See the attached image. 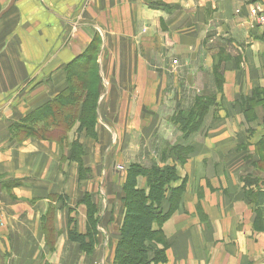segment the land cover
Here are the masks:
<instances>
[{"label":"crops","instance_id":"1","mask_svg":"<svg viewBox=\"0 0 264 264\" xmlns=\"http://www.w3.org/2000/svg\"><path fill=\"white\" fill-rule=\"evenodd\" d=\"M157 1L163 9L142 0H17L0 19V264H112L132 164L175 165L176 186L185 183L162 226L165 264H264V212L255 205L264 191V110L244 115L264 90V28L251 18L264 0ZM9 2L0 0V13ZM92 46L96 139L79 135L78 124L63 145L14 139L10 126L65 90L67 67ZM200 98L214 103L185 136L177 118ZM76 139L82 180L68 160ZM172 147L188 149L187 158L170 157ZM85 195L100 218L90 258L68 236L70 218L86 233Z\"/></svg>","mask_w":264,"mask_h":264},{"label":"trees","instance_id":"2","mask_svg":"<svg viewBox=\"0 0 264 264\" xmlns=\"http://www.w3.org/2000/svg\"><path fill=\"white\" fill-rule=\"evenodd\" d=\"M143 1L150 8H164V5L158 1ZM94 50L95 46L90 47L88 52L67 67L68 87L65 90L46 105L10 126L9 131L14 139L23 141L33 138L40 141H56L63 145L68 142L67 133L76 124H78L79 135L84 133L86 137L96 139L95 128L100 97L98 81L97 88L92 89V84H96L94 79L93 82L87 81L88 79L79 80L77 77L78 70L83 72V76H88L92 74L93 69H96L92 54ZM91 76L94 77L93 74ZM213 103L214 98H200L192 111L177 118L185 136H189L200 128L201 120ZM245 104L244 115L249 120L254 117V110L257 107H262L264 110V90H256ZM78 139L69 145L68 160L79 165L82 180L86 177L88 169L83 166L84 149ZM168 153L183 162L189 152L188 149L172 147ZM140 178L146 180V188L138 187ZM179 180L175 165L164 167L154 165L147 168L132 164L126 169L125 181L122 185L124 219L117 230L112 264H165L167 262V242L162 226L178 209L185 191L184 182L176 186ZM62 199V196L59 197V200ZM255 200V205L260 210L258 215H260L264 212V191H259ZM80 204H84L87 208L86 233H79L75 220L70 218L69 240L79 245L86 255H92L98 244L100 218L97 207L89 195H85ZM53 210L51 208L50 214L44 216L47 229L51 226L49 224ZM48 232L52 234V231Z\"/></svg>","mask_w":264,"mask_h":264},{"label":"rangeland","instance_id":"3","mask_svg":"<svg viewBox=\"0 0 264 264\" xmlns=\"http://www.w3.org/2000/svg\"><path fill=\"white\" fill-rule=\"evenodd\" d=\"M143 1V0H142ZM152 1H157V0H152ZM144 2V1H143ZM157 64V63H156ZM154 65V66H156V67H160L161 66V64L160 63H158V65ZM175 65V64H174ZM95 68V67H94ZM95 69H93V71H92V74L94 75V77L93 76H91L92 74H88V76L86 75V76H83V72H81V70H80V72H79V70H78V72L77 73H79L78 74V79L79 80H83V79H88L87 81H89V80H91V81H93V79H94V81L96 82V84L94 83V84H92V89H95V87L97 88V81H98V77L96 76V72L94 71ZM91 76V77H90ZM93 81V82H94ZM75 82V81H74ZM263 149H259V150H257V152H258V155H259V157L263 160L262 162H264V150L262 151ZM169 156L170 157H172V155H170L169 154ZM123 171V170H122ZM78 173H79V179H80V171H78ZM3 179H2V177H0V181H2ZM81 180V179H80ZM35 202V201H34ZM47 218V217H46ZM74 220V219H73ZM43 221H44V219H43ZM69 224H70V221H69ZM111 234H112V232H111ZM113 234L115 235V237L117 236V231H113ZM68 236H69V231H68ZM166 240V239H165ZM117 241V240H116ZM115 245H116V242H115ZM79 249H80V247H79ZM167 249H168V244H167ZM80 251L82 252V253H84L81 249H80ZM94 251H95V249H94ZM114 251H115V248H114ZM167 252V251H166ZM85 254V253H84ZM94 254V253H93ZM92 254V255H93ZM86 255V254H85ZM92 255H86L87 257H91ZM113 259H114V257H113ZM33 262V260H31L30 261V263L31 264H36V263H32Z\"/></svg>","mask_w":264,"mask_h":264},{"label":"built area","instance_id":"4","mask_svg":"<svg viewBox=\"0 0 264 264\" xmlns=\"http://www.w3.org/2000/svg\"><path fill=\"white\" fill-rule=\"evenodd\" d=\"M251 18L255 25L264 28V6L256 5L251 11ZM118 170L122 171V167H119Z\"/></svg>","mask_w":264,"mask_h":264},{"label":"water","instance_id":"5","mask_svg":"<svg viewBox=\"0 0 264 264\" xmlns=\"http://www.w3.org/2000/svg\"><path fill=\"white\" fill-rule=\"evenodd\" d=\"M16 1L17 0H10L7 7L3 11H1L0 19L15 5Z\"/></svg>","mask_w":264,"mask_h":264}]
</instances>
